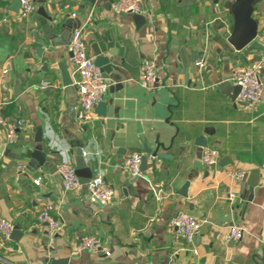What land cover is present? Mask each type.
Masks as SVG:
<instances>
[{"label": "crops", "instance_id": "obj_1", "mask_svg": "<svg viewBox=\"0 0 264 264\" xmlns=\"http://www.w3.org/2000/svg\"><path fill=\"white\" fill-rule=\"evenodd\" d=\"M13 1L0 0V101L3 114L23 125L14 144L0 128V219L18 229L0 244V264H264V70L259 103L231 98L233 70L258 63L264 48V0L253 4L258 33L250 50L227 40L232 0H142V24L113 12V0H36V11L22 17L9 9ZM40 7L59 21L77 19L88 54L108 57L105 115L95 105L90 121L77 119L67 44L52 46L44 36ZM143 59L157 66L155 89L135 80ZM61 60L71 85L61 84ZM43 81L51 85L41 88ZM37 130L55 168L31 165ZM201 136L205 146L196 143ZM78 141L92 174L115 189L108 204L89 200L85 184L62 186L56 167L74 166L71 143ZM159 142L170 158L146 154V170H124L130 152ZM206 146L218 151L214 166L201 162ZM46 206L61 224L53 234L37 219ZM179 211L200 222L192 243L169 225ZM233 223L242 236L230 246L225 234ZM85 234L100 238L98 250L79 247Z\"/></svg>", "mask_w": 264, "mask_h": 264}, {"label": "built area", "instance_id": "obj_2", "mask_svg": "<svg viewBox=\"0 0 264 264\" xmlns=\"http://www.w3.org/2000/svg\"><path fill=\"white\" fill-rule=\"evenodd\" d=\"M19 8L16 12L18 17L26 16L36 11V0H19ZM115 13H138L142 14L144 8L142 0H113L110 4ZM67 50L71 53L69 59L72 72L75 76L74 84L77 91L76 117L79 121L88 122L93 118V107L104 100L110 83L105 79L94 58L88 54L86 43L80 30H74L72 39L67 44ZM203 66V62H198ZM264 70V48L262 49L258 63L250 66H242L234 69L231 74V80L239 86L236 99L238 102L254 106L262 97L261 76ZM146 89L152 90L159 86L157 79V66L151 59H143L139 65L138 73L135 78ZM51 85L48 81L40 84L41 88ZM2 101H0V128L3 131V137L6 143L14 144L19 138L18 128L23 125L21 118H9L1 110ZM82 153L84 151L82 150ZM142 153L137 151L130 152L122 161V167L130 175L136 176L140 173L139 165ZM218 151L214 147L206 146L201 153V162L206 166H214L218 161ZM22 167V166H20ZM65 190L79 189L84 184L87 188L88 198L93 202L105 205L111 202L115 189L109 184L100 172H95L88 179V182L82 183L80 177L75 173V167L70 163H59L56 167ZM234 177L241 179L242 171L234 172ZM41 176L33 179V183L39 184ZM230 194L229 196H232ZM51 207L46 206L41 209L37 215L38 221L45 222L48 231L53 234L57 232L61 224L56 220L51 212ZM169 225L185 238L189 243L193 242L196 236L200 222L192 214L186 211L177 212L169 221ZM13 224L5 219H0V244L8 241ZM242 236V228L238 224H231L225 234L226 240H238ZM12 248L11 246H7ZM81 249L96 251L100 247V238L94 234L82 235L79 242Z\"/></svg>", "mask_w": 264, "mask_h": 264}, {"label": "water", "instance_id": "obj_3", "mask_svg": "<svg viewBox=\"0 0 264 264\" xmlns=\"http://www.w3.org/2000/svg\"><path fill=\"white\" fill-rule=\"evenodd\" d=\"M91 3H94L96 0H86ZM256 0H232L229 4V10L233 17V25L231 30L227 34L228 42L233 46L234 49L238 50L246 46V50H250L252 46H255L251 41L256 37L257 31V22L258 19L253 17V4ZM19 0H14L9 9L14 12H17L19 8ZM37 13L40 15L39 24L42 33L49 40L52 46H64L69 43L72 39L73 32L76 28L79 27V21L73 18H65L62 21L56 19V17L49 16L43 8H39ZM133 19L137 22V24H142L145 21L143 15L138 13H132ZM37 37H39L37 35ZM251 43V44H250ZM41 48H38L37 52L39 54ZM68 55L71 53L68 51ZM94 62L98 65L102 71V65L108 62V57L104 55H96ZM57 68L59 70L61 84L63 86H68L72 84V78L68 67L65 61L61 60L57 63ZM103 74V72H102ZM106 77V74H103ZM229 84V79L224 78L221 81V86L225 87ZM239 91V86L234 85V88L231 92V98L235 99ZM96 108L99 114L105 115L106 102L101 101L96 104ZM35 148L31 152H29V157L31 158V165L33 167H39L42 165L49 166L55 168V165L51 164L49 160L43 155L41 150V132L39 130L35 133ZM197 144L205 146V138L201 136L198 138ZM71 146L73 147L70 152L75 154V173L80 177L82 183L88 182V179L92 175V169L87 165L86 159L82 154V146L81 142H72ZM158 147H163L162 143H157V146L154 150L150 148L143 149V153L141 155L139 170L144 171L147 168V157L146 154H149L151 157H165L170 158L171 156L165 152L158 151ZM222 164V162H219ZM135 178V177H134ZM187 183L184 184L180 192L185 194V187ZM252 195H248V199H251ZM18 229V226L14 225L12 229V233H16L15 230ZM233 244V240H230V246ZM58 264H64V260H58Z\"/></svg>", "mask_w": 264, "mask_h": 264}]
</instances>
